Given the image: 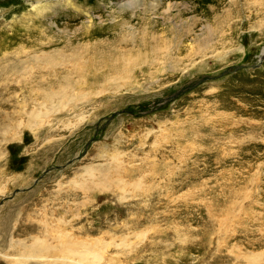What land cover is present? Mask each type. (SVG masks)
<instances>
[{"label":"rangeland","instance_id":"obj_1","mask_svg":"<svg viewBox=\"0 0 264 264\" xmlns=\"http://www.w3.org/2000/svg\"><path fill=\"white\" fill-rule=\"evenodd\" d=\"M137 1L0 0V264H264V0Z\"/></svg>","mask_w":264,"mask_h":264},{"label":"bare ground","instance_id":"obj_2","mask_svg":"<svg viewBox=\"0 0 264 264\" xmlns=\"http://www.w3.org/2000/svg\"><path fill=\"white\" fill-rule=\"evenodd\" d=\"M139 3V1H137L136 0V3ZM137 3V4H138ZM122 42V41H121ZM133 42V41H132ZM91 49H93V48H91ZM154 50H156V49H154ZM84 51H87L88 52V50H84ZM83 51V52H84ZM97 51V50H96ZM97 52H101V51H97ZM118 52H119V50H118ZM120 52H121V50H120ZM91 53H92V51H91ZM90 53V54H91ZM96 52H93L92 53V57L94 58V61H97V60H101V57H103V55H101V54H99V55H96L95 54ZM101 53H103L104 54V52H101ZM123 53V52H122ZM90 54H89V56H90ZM98 54V53H97ZM115 54V53H114ZM117 54V53H116ZM116 54H115V56H116ZM158 54H161V49L160 50H158ZM139 56V55H138ZM156 56V55H155ZM91 57V58H92ZM107 57V56H106ZM135 57V56H134ZM140 57V56H139ZM138 57V58H139ZM150 57V56H149ZM92 58V59H93ZM118 58V57H117ZM121 58H122V56H121ZM120 58V59H121ZM131 58V57H130ZM129 58V59H130ZM138 58L136 59V60H138ZM141 58V57H140ZM156 58V57H155ZM63 61L65 62V64H63L62 65V67L63 66H65V65H67V64H72L73 63V61H74V63H75V67L77 68V69H79L80 71H84L85 69H83L82 67H80V64H79V61H82L83 60V57H82V55L80 54L79 56H77L76 54H73V56H68V55H65L63 58ZM78 59V60H77ZM116 59V58H115ZM102 61V60H101ZM114 61V60H113ZM126 61H128V60H126ZM133 61V60H132ZM135 61V60H134ZM145 61V60H144ZM154 61H157V59L156 60H154ZM29 62V61H28ZM27 61L26 62H23L22 60H21V58L19 59V60H16L13 64H11V67H13L14 69H17L18 70V68H21L22 69V73H25V70H27L28 68H26V67H29L28 65H29V63H28ZM36 63V64H38V61L34 58V57H32V58H30V63ZM49 62V63H48ZM77 62H78V64L79 65H77ZM122 62H124V61H122ZM129 62H130V60H129ZM136 62V61H135ZM138 62V61H137ZM43 63H44V65L46 66V68L48 67H51L52 69L53 68H55V64H53V56L52 55H50L47 59H44L43 60ZM46 63H48V64H46ZM83 63V62H82ZM85 63H86V61H85ZM111 63V62H110ZM133 63V62H132ZM140 63H143V61L142 62H140ZM137 64V63H136ZM135 64V68L136 67H139V66H137ZM57 65V64H56ZM129 65V64H128ZM143 66H144V64H142ZM145 65H147V64H145ZM81 66H84V65H81ZM122 66H123V64H122ZM130 66V65H129ZM111 67H112V65H111ZM119 67V66H118ZM124 67H125V65H124ZM126 67H127V65H126ZM125 67V68H126ZM4 68V67H3ZM5 69V68H4ZM112 69H114V68H112ZM121 69V68H120ZM49 70H51V69H49ZM102 70H103V68H102ZM126 70V69H125ZM131 70V69H130ZM52 72H53V70H51ZM126 71H128L129 72V69L128 70H126ZM117 71L115 70V73H116ZM120 73V72H119ZM125 73V72H124ZM121 74V73H120ZM126 74V73H125ZM124 74V75H125ZM129 74H130V72H129ZM70 76H72V75H70ZM113 76V75H112ZM78 77H79V74H78ZM131 77V76H130ZM129 77V78H130ZM112 79V78H111ZM114 79H115V77H114ZM63 80L65 81V86L67 85V87H69V86H71V83L69 84V82H68V80H69V78H68V76L65 78V77H63ZM129 80V79H128ZM80 82V81H79ZM85 82V78L84 77H82V80H81V83H84ZM58 83H60V82H58ZM64 86V85H63ZM64 86V87H65ZM73 86V85H72ZM66 87V88H67ZM70 88V87H69ZM65 89V88H64ZM65 91V90H64ZM65 94H66V92H65ZM52 95V94H51ZM51 95H49L48 97L49 98H47V100L50 102V100L52 101V99H53V95L51 96ZM32 116V115H31ZM34 117H36V116H34ZM31 118H33V117H31ZM38 247H40V246H38ZM41 247H42V245H41ZM43 247H44V245H43ZM45 248V250L46 249H48V248H46V247H44ZM36 249V248H35ZM35 249H32L33 251L35 250ZM41 249V248H40ZM32 250H30L29 251V256H27V257H25L26 259H31L32 257V253L31 252H33ZM42 250H44V249H42ZM38 252V251H37ZM68 252H71V251H67V253ZM34 253L35 252H33V256H34ZM66 253V254H67ZM73 253V252H72ZM37 255V254H36ZM40 255H42L41 253L40 254H38L37 256H40ZM71 255V254H70ZM64 256H66V255H64ZM36 257V256H35ZM47 257H49V256H47ZM56 257V256H55ZM72 257H74V258H70V257H68V256H66L65 258H60L61 260H59L60 262H62V264H83V262H84V259H85V257L82 255H80V252H75V253H73V256ZM24 258V259H25ZM36 258H38V257H36ZM40 258H41V256H40ZM50 258V257H49ZM52 258H54V257H52ZM51 258V259H52ZM25 259V260H26ZM57 259V258H56ZM34 260V259H33ZM39 260H43V261H48L47 260V258H43V256H42V259H39Z\"/></svg>","mask_w":264,"mask_h":264},{"label":"water","instance_id":"obj_3","mask_svg":"<svg viewBox=\"0 0 264 264\" xmlns=\"http://www.w3.org/2000/svg\"><path fill=\"white\" fill-rule=\"evenodd\" d=\"M262 56H264V52H263V55ZM254 68H257V67H259V65H257V66H253ZM243 67H239V69H242ZM230 73H232V72H230ZM173 98V97H172ZM169 100H171V99H168L167 101H169Z\"/></svg>","mask_w":264,"mask_h":264}]
</instances>
